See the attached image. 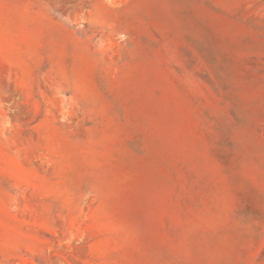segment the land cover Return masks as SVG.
Here are the masks:
<instances>
[{
	"label": "rangeland",
	"instance_id": "rangeland-1",
	"mask_svg": "<svg viewBox=\"0 0 264 264\" xmlns=\"http://www.w3.org/2000/svg\"><path fill=\"white\" fill-rule=\"evenodd\" d=\"M0 264H264V0H0Z\"/></svg>",
	"mask_w": 264,
	"mask_h": 264
}]
</instances>
